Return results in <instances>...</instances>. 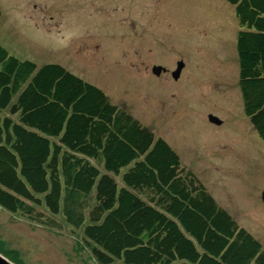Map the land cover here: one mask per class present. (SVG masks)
I'll return each mask as SVG.
<instances>
[{
  "label": "trees",
  "instance_id": "16d2710c",
  "mask_svg": "<svg viewBox=\"0 0 264 264\" xmlns=\"http://www.w3.org/2000/svg\"><path fill=\"white\" fill-rule=\"evenodd\" d=\"M223 1L239 28L243 112L264 144V0ZM0 207L51 231L81 229L76 245L96 264H264L263 243L166 139L101 87L2 45Z\"/></svg>",
  "mask_w": 264,
  "mask_h": 264
},
{
  "label": "rangeland",
  "instance_id": "374dc122",
  "mask_svg": "<svg viewBox=\"0 0 264 264\" xmlns=\"http://www.w3.org/2000/svg\"><path fill=\"white\" fill-rule=\"evenodd\" d=\"M0 9V45L11 55L38 67L58 64L101 87L113 103L166 139L214 199L264 245V144L243 112L239 28L230 5L0 0ZM179 61L185 68L174 81ZM154 66L167 73L153 75ZM209 114L222 123L209 122ZM81 235L67 225L48 230L0 207V244L25 264H96L77 247Z\"/></svg>",
  "mask_w": 264,
  "mask_h": 264
},
{
  "label": "water",
  "instance_id": "95a60500",
  "mask_svg": "<svg viewBox=\"0 0 264 264\" xmlns=\"http://www.w3.org/2000/svg\"><path fill=\"white\" fill-rule=\"evenodd\" d=\"M185 67V64L183 61H179L176 65V70L174 72L171 73V77L174 81H178L181 73L183 71ZM166 71L165 68L161 67V66H154L152 68V74L159 77L162 73H164ZM208 120L209 122L219 125L222 123V121L220 120V118H218L217 116L213 115V114H209L208 115ZM261 199L264 203V189L261 193ZM0 264H15L14 262H12L11 260H9L7 257H5L3 254L0 253Z\"/></svg>",
  "mask_w": 264,
  "mask_h": 264
},
{
  "label": "flooded vegetation",
  "instance_id": "af4514ba",
  "mask_svg": "<svg viewBox=\"0 0 264 264\" xmlns=\"http://www.w3.org/2000/svg\"><path fill=\"white\" fill-rule=\"evenodd\" d=\"M185 68V67H184ZM152 72V71H151ZM165 73H167V70L163 73V74H165Z\"/></svg>",
  "mask_w": 264,
  "mask_h": 264
}]
</instances>
